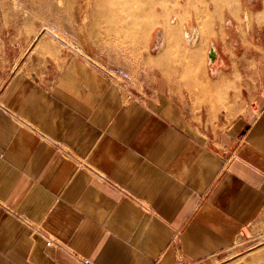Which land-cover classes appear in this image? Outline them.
<instances>
[{"label": "crops", "instance_id": "crops-1", "mask_svg": "<svg viewBox=\"0 0 264 264\" xmlns=\"http://www.w3.org/2000/svg\"><path fill=\"white\" fill-rule=\"evenodd\" d=\"M250 52L253 79L209 72L228 125L207 135L163 79L134 94L75 55L14 74L0 92V264H254L264 48Z\"/></svg>", "mask_w": 264, "mask_h": 264}, {"label": "rangeland", "instance_id": "rangeland-1", "mask_svg": "<svg viewBox=\"0 0 264 264\" xmlns=\"http://www.w3.org/2000/svg\"><path fill=\"white\" fill-rule=\"evenodd\" d=\"M91 1L0 0V92L16 73L43 75L49 64L61 66L75 55L103 67L134 94L159 79L168 82L171 93L188 99L189 119L203 134H217L228 125L220 113L222 99L211 97L209 72L224 63L234 70L244 67L253 79L257 59L250 50L264 48V0H199L207 14L203 26L193 0H165L151 12L155 25L144 20L147 32L140 40L98 19ZM167 30L176 33L177 47L165 43ZM261 243L255 254L264 250V239ZM239 257L232 255L229 262ZM252 263L264 264V259ZM244 264H249L246 258Z\"/></svg>", "mask_w": 264, "mask_h": 264}, {"label": "bare ground", "instance_id": "bare-ground-1", "mask_svg": "<svg viewBox=\"0 0 264 264\" xmlns=\"http://www.w3.org/2000/svg\"><path fill=\"white\" fill-rule=\"evenodd\" d=\"M94 1L97 4V8H98V10H96L95 13L96 17L109 24L114 31L121 34L129 35L133 40H140L142 37H144L143 35L146 34L147 24L144 25V20H146L148 24L151 25H155L158 22L157 16L153 15L151 12L154 8H156L157 4H165L166 2L165 0H94ZM175 4L177 3L175 2ZM193 6L195 9H197L200 12L198 13V18L200 19L201 24L203 26V24L207 21V14L202 13V9L204 8L203 3H200L199 0H193ZM103 9L105 10L103 11ZM175 36L176 33L174 31L167 30V33H165L164 35L165 43L167 42L168 47H172L171 44H175L176 45L175 47H177L178 42L175 41ZM198 37H200L199 30H198ZM200 41L201 39H199V42ZM166 50H164L163 52H165ZM213 55L214 52L212 51L209 57L213 59ZM263 251L264 250L260 251L261 253L253 255L254 262L259 261V259H264Z\"/></svg>", "mask_w": 264, "mask_h": 264}, {"label": "built area", "instance_id": "built-area-1", "mask_svg": "<svg viewBox=\"0 0 264 264\" xmlns=\"http://www.w3.org/2000/svg\"><path fill=\"white\" fill-rule=\"evenodd\" d=\"M47 245L51 246L52 245V242L51 241H48ZM84 264H93V263H91L89 260H85L84 261Z\"/></svg>", "mask_w": 264, "mask_h": 264}, {"label": "water", "instance_id": "water-1", "mask_svg": "<svg viewBox=\"0 0 264 264\" xmlns=\"http://www.w3.org/2000/svg\"><path fill=\"white\" fill-rule=\"evenodd\" d=\"M224 157L226 158V157H227V155H224Z\"/></svg>", "mask_w": 264, "mask_h": 264}]
</instances>
